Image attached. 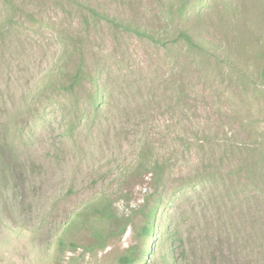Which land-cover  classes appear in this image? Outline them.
<instances>
[{
    "label": "rangeland",
    "instance_id": "obj_1",
    "mask_svg": "<svg viewBox=\"0 0 264 264\" xmlns=\"http://www.w3.org/2000/svg\"><path fill=\"white\" fill-rule=\"evenodd\" d=\"M263 72L264 0H0V264H264Z\"/></svg>",
    "mask_w": 264,
    "mask_h": 264
},
{
    "label": "trees",
    "instance_id": "obj_2",
    "mask_svg": "<svg viewBox=\"0 0 264 264\" xmlns=\"http://www.w3.org/2000/svg\"><path fill=\"white\" fill-rule=\"evenodd\" d=\"M102 16L103 18L110 20L111 22H115L117 25H119V22L117 23L115 20L109 18L108 15L105 14ZM122 26L127 30H132V31L134 30V32L146 34L145 32H141L138 29H133L130 25L123 23ZM183 37L186 39L187 42L191 43V38L188 35L183 34ZM151 38L153 37L151 36ZM81 73H82V69L80 67L79 69H77L74 75L75 81L79 80ZM263 77H264V72H263ZM4 138H5L4 136L0 137V163L7 162L4 161V158L6 156L5 153L6 148H9V150H11L10 146L6 144L7 141ZM155 171L158 174L156 176L159 177L160 174L162 173V166L157 165ZM161 203L162 202L160 200L153 199L151 200L150 205L144 204L139 207V213L142 215L143 220L142 223L136 229V233H135L136 243L131 245L129 248H127V250L119 256L117 264H141L147 260L148 256L153 251V243L155 239L154 238L155 232L157 231L158 228L157 221H158L159 213L161 211V205H162ZM107 211H108L107 214H103V215L110 217L111 220L115 221L116 228L114 229V231L116 230L117 232H124L126 229V224H120V222L116 218V215L108 209ZM114 231L111 230L109 232L111 234H106V235L98 234L97 245L104 246V243L106 242L107 238H109L110 235L114 234ZM176 263H177V258L173 256L171 264H176Z\"/></svg>",
    "mask_w": 264,
    "mask_h": 264
}]
</instances>
